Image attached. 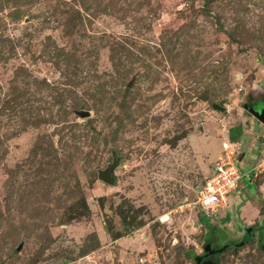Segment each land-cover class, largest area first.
<instances>
[{
    "label": "rangeland",
    "instance_id": "obj_1",
    "mask_svg": "<svg viewBox=\"0 0 264 264\" xmlns=\"http://www.w3.org/2000/svg\"><path fill=\"white\" fill-rule=\"evenodd\" d=\"M262 97L264 0H0V264H195L208 242L264 264ZM237 122L243 176L206 213Z\"/></svg>",
    "mask_w": 264,
    "mask_h": 264
},
{
    "label": "built area",
    "instance_id": "obj_2",
    "mask_svg": "<svg viewBox=\"0 0 264 264\" xmlns=\"http://www.w3.org/2000/svg\"><path fill=\"white\" fill-rule=\"evenodd\" d=\"M241 143L225 138L217 151L212 170L197 191V204L204 212H216L227 206L228 196L239 186L243 172L238 165ZM253 177L264 173V156L247 171Z\"/></svg>",
    "mask_w": 264,
    "mask_h": 264
},
{
    "label": "water",
    "instance_id": "obj_3",
    "mask_svg": "<svg viewBox=\"0 0 264 264\" xmlns=\"http://www.w3.org/2000/svg\"><path fill=\"white\" fill-rule=\"evenodd\" d=\"M244 107L264 125V108L259 110L247 104H245ZM76 114H78L80 117H88L89 112L87 110L80 109L76 111ZM117 163L118 160L115 159L112 164H109L105 169L99 171L98 178L107 184H113L115 180L114 169L117 166ZM224 247L225 245L221 246L220 248H212L210 243L208 242L203 247L205 251L204 256L213 254L215 252H220L224 249ZM201 259V256H196L195 264H217V262L212 259H206L203 261Z\"/></svg>",
    "mask_w": 264,
    "mask_h": 264
},
{
    "label": "trees",
    "instance_id": "obj_4",
    "mask_svg": "<svg viewBox=\"0 0 264 264\" xmlns=\"http://www.w3.org/2000/svg\"><path fill=\"white\" fill-rule=\"evenodd\" d=\"M242 134V129H241V125H236L234 127H230L228 129V138L230 141H235L236 140V136H241ZM251 177V175H250ZM80 205V210L79 212H75V216L74 218H79V217H86L89 213L88 211V208H87V205L86 203L83 201V203L79 204ZM200 209V208H199ZM201 221H205V216H202L201 217ZM264 228L263 227H260V230H259V241H258V244L261 246V247H264ZM250 232H245L246 236L249 235ZM116 238V237H115ZM221 246L223 245H217L216 248H220ZM229 247V244L226 245L225 244V248ZM215 254H219V252H215Z\"/></svg>",
    "mask_w": 264,
    "mask_h": 264
},
{
    "label": "crops",
    "instance_id": "obj_5",
    "mask_svg": "<svg viewBox=\"0 0 264 264\" xmlns=\"http://www.w3.org/2000/svg\"><path fill=\"white\" fill-rule=\"evenodd\" d=\"M241 125V129H242V134H241V136H236V142H241V140L245 137V135H246V133H247V130H246V128L244 127V125H243V123H241V122H237V123H235V124H230V126L228 127V129L230 128V127H234V126H236V125ZM227 139H229L228 138V130H227V137H226Z\"/></svg>",
    "mask_w": 264,
    "mask_h": 264
},
{
    "label": "flooded vegetation",
    "instance_id": "obj_6",
    "mask_svg": "<svg viewBox=\"0 0 264 264\" xmlns=\"http://www.w3.org/2000/svg\"><path fill=\"white\" fill-rule=\"evenodd\" d=\"M258 101V100H257ZM259 101H264V98L262 97V98H260L259 99ZM259 105H262L263 107H264V104H259ZM245 232H249V229H247ZM237 244V243H236ZM214 255H215V253H213V254H209V255H207V256H204V253L203 254H201V257H202V261L203 260H206V259H213V260H215V258H214Z\"/></svg>",
    "mask_w": 264,
    "mask_h": 264
}]
</instances>
